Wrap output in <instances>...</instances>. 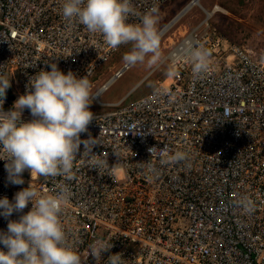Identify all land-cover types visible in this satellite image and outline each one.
<instances>
[{
    "label": "built area",
    "instance_id": "built-area-1",
    "mask_svg": "<svg viewBox=\"0 0 264 264\" xmlns=\"http://www.w3.org/2000/svg\"><path fill=\"white\" fill-rule=\"evenodd\" d=\"M170 1L132 4L139 14L153 6L159 13ZM62 2L0 0V74L11 80L4 111L25 94L31 77L51 70L50 63L91 82L124 46L112 50L99 34L69 25ZM208 19L160 62L175 74L157 82L148 95L127 105V97L118 103L101 101L128 64L93 93L91 104L112 110L94 114L81 140L93 138L92 153L102 154L109 167L91 168L81 144L74 179H46L26 170L24 184L14 185L0 160V198L13 201L30 183L48 194L60 184L70 188L61 220L81 264H97L89 255L97 240L112 244L100 264L116 253L124 264H264V60L227 47ZM185 39L211 53L206 73L196 75L189 62L176 59ZM22 119H32L29 110ZM152 147L168 154L183 151L188 160L161 164L166 156L159 151L151 156ZM146 162L158 168V177L148 178ZM245 196L253 201L251 211L240 204ZM31 207L8 219L0 216V231ZM0 249L7 251L3 245Z\"/></svg>",
    "mask_w": 264,
    "mask_h": 264
},
{
    "label": "clouds",
    "instance_id": "clouds-1",
    "mask_svg": "<svg viewBox=\"0 0 264 264\" xmlns=\"http://www.w3.org/2000/svg\"><path fill=\"white\" fill-rule=\"evenodd\" d=\"M63 18L69 25H83L91 34L102 36L105 45L116 50L121 45L131 44L123 60L130 66L145 65L156 67L163 59L161 35L157 28L158 8L151 7L143 14L136 12L132 0H63ZM137 17L139 22H129ZM211 53L203 45L185 39L176 52L177 60H186L196 75L209 70ZM50 71L41 70L31 77L25 94L19 96L12 108L3 110L11 80L0 74V160L5 161L8 182L24 184L23 173L44 178H75L74 162L81 144L87 152L91 168L109 167L93 154L96 143L93 138L81 140L94 119L90 110L92 84L87 76L77 78L69 71L62 72L56 63L49 64ZM169 75H174L169 71ZM29 110L32 119L24 121L22 114ZM157 151L166 156L161 164L186 162L187 153L175 151L168 154L166 149H149L151 156ZM146 174L151 180L158 177L156 166L146 162ZM71 190L60 184L51 194L42 193L31 183L18 191L14 200L0 198V216L8 219L13 213H23L31 203V210L9 220L7 231H0V264H81V256L68 243V235L61 217L71 200ZM241 206L253 210V201L242 197ZM112 247L110 241L97 240L89 246L91 255L100 264L102 254ZM105 264H124L121 253L109 255Z\"/></svg>",
    "mask_w": 264,
    "mask_h": 264
},
{
    "label": "rangeland",
    "instance_id": "rangeland-1",
    "mask_svg": "<svg viewBox=\"0 0 264 264\" xmlns=\"http://www.w3.org/2000/svg\"><path fill=\"white\" fill-rule=\"evenodd\" d=\"M191 0H171L158 13L157 28L160 31L174 17L187 7ZM218 10L208 19L211 30L224 42L227 47H237L245 50L261 60H264V0H201V6H195L161 39L163 59L170 50L182 40L180 30L190 32L204 20L207 15L204 10L212 12ZM173 40V44L169 42ZM131 44L124 45L97 73L91 81L92 93L97 91L104 83L126 64L123 60L125 52L131 49ZM168 63L157 68L149 69L145 65L131 66L123 75L115 80L103 94V103H118L126 97L124 105L130 104L148 95L157 82L163 81L170 75ZM172 71V70H171ZM90 110L94 114H101L112 109L102 108L91 104Z\"/></svg>",
    "mask_w": 264,
    "mask_h": 264
},
{
    "label": "bare ground",
    "instance_id": "bare-ground-1",
    "mask_svg": "<svg viewBox=\"0 0 264 264\" xmlns=\"http://www.w3.org/2000/svg\"><path fill=\"white\" fill-rule=\"evenodd\" d=\"M195 6H201V0H191V2H189V4H187V7L184 9V10H182L176 17H174L163 29H161L159 32H160V35H161V38H163L181 19H182V15H186L188 12H190ZM217 9H218V7H217ZM206 12V11H205ZM185 13V14H184ZM214 14V11H212V12H207V18H210L212 15ZM180 33V35L182 36V37H185L187 34H188V32H186V31H184V30H180L179 31ZM169 42L171 43V44H173V40L172 39H169ZM160 64V63H159ZM159 66V65H158ZM158 66H156L155 68H157ZM131 66H129V68H130ZM128 68V69H129ZM127 69V70H128ZM126 71V70H125ZM124 71V72H125ZM123 72V73H124ZM123 73H122V75H123ZM121 75V76H122ZM112 85V84H111ZM110 85V86H111Z\"/></svg>",
    "mask_w": 264,
    "mask_h": 264
},
{
    "label": "water",
    "instance_id": "water-1",
    "mask_svg": "<svg viewBox=\"0 0 264 264\" xmlns=\"http://www.w3.org/2000/svg\"><path fill=\"white\" fill-rule=\"evenodd\" d=\"M185 14V13H184ZM182 16H184V15H182Z\"/></svg>",
    "mask_w": 264,
    "mask_h": 264
}]
</instances>
